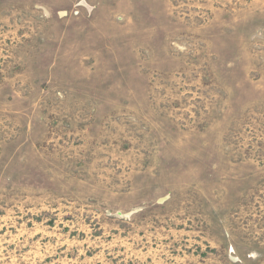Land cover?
I'll use <instances>...</instances> for the list:
<instances>
[{
  "label": "rangeland",
  "instance_id": "obj_1",
  "mask_svg": "<svg viewBox=\"0 0 264 264\" xmlns=\"http://www.w3.org/2000/svg\"><path fill=\"white\" fill-rule=\"evenodd\" d=\"M0 264H264V0H0Z\"/></svg>",
  "mask_w": 264,
  "mask_h": 264
}]
</instances>
